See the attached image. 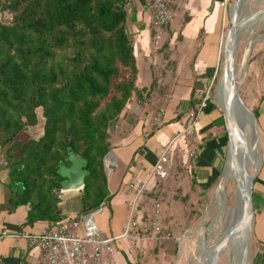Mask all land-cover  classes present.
Masks as SVG:
<instances>
[{"label":"trees","instance_id":"obj_1","mask_svg":"<svg viewBox=\"0 0 264 264\" xmlns=\"http://www.w3.org/2000/svg\"><path fill=\"white\" fill-rule=\"evenodd\" d=\"M127 2L0 0V12L10 15L7 21L0 19V148L8 167L9 210L28 204L27 224H51L63 217L58 195L64 177L58 169L60 163L69 166V149L86 163L79 214L110 201L104 158L112 147L110 126L132 94L146 90L147 96L150 86L159 84L156 76L147 85L137 84V60L126 31ZM156 50L166 53L167 44ZM149 96L148 101L152 91ZM192 96L193 87L188 108L195 113ZM203 102L201 108H215L209 97ZM39 107L41 135L20 139L36 124ZM250 110L257 119V110ZM213 123L225 127L220 112ZM158 236L168 250L177 244L165 232Z\"/></svg>","mask_w":264,"mask_h":264},{"label":"crops","instance_id":"obj_2","mask_svg":"<svg viewBox=\"0 0 264 264\" xmlns=\"http://www.w3.org/2000/svg\"><path fill=\"white\" fill-rule=\"evenodd\" d=\"M222 1L224 0H170L173 4L174 17L164 29V39L155 46L150 41L153 31L148 13V0H128L126 3V31L132 40L137 60V84L147 85L151 78L156 76L159 84L166 86L167 89L165 102L159 105L163 113L156 117L153 113H156L158 107L155 106L158 103L156 96H159V91L156 89L152 91L149 104L141 107L134 103V99H129L124 108V114L128 111L137 112L134 110L140 112L141 108L153 112L143 118H137L139 124L130 128V132L125 136L111 139L115 160L114 171L107 175L111 198L108 203L97 208L94 214V220L104 234L120 233L123 226L131 219L135 223L140 222L141 216H137L136 211L138 203L143 201L144 197L142 195L139 200L136 199L132 209L133 215L130 216L134 194L128 185L131 182L137 184L146 180L145 186L147 188V185H150L147 188L149 191L157 176L150 175L151 167L163 147L174 136L171 141L172 150L181 146L185 151L186 144L181 132L187 122L188 113L193 112L188 108L192 87L194 111L196 110L194 131L198 140L193 146L190 168H193L195 182L197 181L196 183L201 187L208 186L209 182L220 174L227 145L226 130L223 125L213 123L219 115L216 107L201 108V105L219 61V47L224 35ZM164 42L167 44V52L161 54L156 48ZM253 75L256 78L249 80L251 83L256 82L259 77L258 85L254 86V89L256 88L254 93L251 92L252 90L248 91V98L251 108H255L258 113L257 126L263 147V160L252 185L251 237L256 251L253 264H260L261 259L264 258V68L259 72L255 71ZM246 100L247 98H245L247 104ZM179 113H182L181 117L177 118ZM124 120L128 121L127 118ZM163 122L164 125L160 126L159 124ZM142 131H144V139ZM7 181L8 167L3 150L0 148V233L2 231L7 233V236L0 238V264H39L41 257L38 249L32 247L25 238L13 237L10 234L20 231L40 233L47 229L50 223L37 220L27 224L28 204L18 205L10 211L8 203L10 190ZM74 195L60 197L58 206L60 211L63 206L61 211L63 216L76 215V210H80L79 205L73 210L67 208L64 203L65 199ZM139 235L141 238L137 237L132 242L120 241L113 255L112 264H155L158 254H154V251L159 240L157 252L165 251L164 246L161 245L163 239L158 235L156 238L148 237L147 234Z\"/></svg>","mask_w":264,"mask_h":264},{"label":"rangeland","instance_id":"obj_3","mask_svg":"<svg viewBox=\"0 0 264 264\" xmlns=\"http://www.w3.org/2000/svg\"><path fill=\"white\" fill-rule=\"evenodd\" d=\"M233 2L234 0H227L225 13L223 12L222 22L224 23V35L222 37L221 43L224 42L225 33L228 29L229 8L233 4ZM167 4L172 8L173 4L170 2V0H167ZM241 4L243 6L241 8L245 12H247L246 15L252 14L264 8V0H247L246 2L242 1ZM172 10L174 11L173 8ZM0 19L2 21L9 20V13H6V11L0 12ZM165 28L166 26L164 27V29ZM152 31L154 33L153 28ZM163 39L164 34L161 39L155 41L151 38L150 41L152 45L155 46L158 43L162 42ZM246 54V66H243L245 63ZM222 60L223 58L222 56H220V60L218 61L216 67L217 73L215 71V74H217L216 79L214 82V78L210 81L209 88L205 93L206 97L204 95L205 99L207 97L211 99L216 109L220 113L221 99H218L219 93L216 91V86L222 74ZM234 65L235 69L239 67L238 72H236L235 75V81L237 82L236 84L238 86L239 95L244 103L245 98H247V104H245L249 109H252L251 102L248 98V91L252 90V93L255 92L256 88L254 89V86L258 85L259 77L256 79V82L252 83L249 79H254L255 76L253 75V73L255 71L259 72L264 68V16L251 26L242 28V32L239 34L238 42L236 44ZM157 86H159L158 83L150 86L149 94L154 89L157 90ZM162 86L163 85L160 86V91L163 93H161L159 97L156 96L159 99L165 96V92L167 89L166 86L164 89H162ZM146 93L147 91L143 90L142 92L138 93L140 95L132 94L130 99H134V103L142 107L145 104L150 103V101H148V98H150L151 95L149 96L148 94L146 96ZM156 101L158 102V100ZM158 104L155 105L158 106L156 109V113L153 111L142 110L141 108V110L139 109L140 112L138 110H134L137 112L130 113V111H128L124 114L123 109L116 121L113 122L110 126V139H119V137L128 134L130 132V128L135 127L139 124L137 118H143L146 114L152 112L154 113L155 117L158 114L163 113V109L159 107ZM36 113V124L28 126L26 130L22 134H20V139L29 137L36 139L41 135L44 118L41 114L40 107L36 109ZM125 118H127L128 121H125ZM156 123H158V121H156ZM159 125L163 126L164 122L160 123ZM159 125L157 127H159ZM141 134L142 138L144 139V131H142ZM255 149L259 157V163L257 165L258 170V167H260L263 160V147L259 132L258 145ZM109 151L112 152L111 157L113 159V163L111 158H109V168H107L105 163L106 175L112 172V170L110 171V169L115 165L113 148H111ZM186 153L187 152H185L184 148H182L181 146L173 148L168 160L169 162L165 166L166 175L163 177L156 176L155 183L149 189V191L147 190V188L150 187V185L148 184L149 186L147 185V188L145 186L144 194L142 196L144 197V200L138 203V210L136 211V215H140L141 220L138 219L140 220V222H136L135 226L133 227L135 228L133 230V233L136 235V237L141 238L139 235L140 233L147 234L148 232H150V224L153 220L151 216L154 209V203L158 202L160 204V230L158 231L157 235H160L162 232H165L166 234L169 233V237L172 236L176 238L177 244L175 246L173 245L172 247H169L170 250H168L167 247H164L165 251L162 252L161 250L157 252L159 247L158 245H160L159 240L157 242L158 245L155 247L154 251V254H158V256L155 258V264H197L205 256V254L201 255L200 253V247L202 245L208 246L204 262L207 261L209 262V264H236L238 263L235 258L236 255L233 253L232 249L228 248L227 220L236 200L237 186L241 184L244 173L243 171L236 169L234 166H231V164L228 163L227 156H229V146L227 149L226 145L220 174L216 176L215 180L209 182L208 186L201 187L193 181L194 172L193 168H190L192 164V159L190 158L192 157H189ZM80 192L76 193L74 196H70V198H67V200H64L67 208L76 210L78 205L79 207H81V203L79 201ZM60 199L61 198L59 197V200ZM62 210L63 206L61 207V211ZM77 211L78 210H76L75 212L76 215L79 214V211ZM250 217L248 218L247 226L241 230V236L244 245L246 243V238H249L250 236L248 246L245 245L246 250L250 254L247 260V264H253L256 252L254 242L251 237V232L249 235L251 227ZM137 225H139L138 228ZM215 237L217 238L216 247L212 245V243L215 241ZM121 240L123 242L131 241L128 238H123ZM217 248H220V251L216 254V257L214 259V254L212 251Z\"/></svg>","mask_w":264,"mask_h":264},{"label":"built area","instance_id":"obj_4","mask_svg":"<svg viewBox=\"0 0 264 264\" xmlns=\"http://www.w3.org/2000/svg\"><path fill=\"white\" fill-rule=\"evenodd\" d=\"M226 2L221 3L225 13ZM148 13L150 24L154 30L153 40L161 39L164 27L167 26L174 17V11L167 4V0H148ZM214 78V76H213ZM204 100V99H203ZM202 100V105L204 104ZM201 105V106H202ZM196 114L188 113L187 122L182 130L185 152L189 157L192 156L193 146L196 145L198 137L194 131ZM166 144L156 161L151 167L150 175L155 174L163 177L166 175L165 166L169 162L172 153L171 141ZM165 164V165H164ZM111 171V169H110ZM146 180L137 184L129 183L128 188L133 191V204L130 207V216L133 215L132 209L134 202L144 193ZM137 199V200H136ZM160 204L154 203L152 213L151 230L147 233L148 237L156 238L160 230ZM93 210L85 214L73 216H63L56 222L51 223L47 229L40 233L31 234L25 231L10 234L17 238H25L32 247L39 251L41 261L39 264H112L120 240L128 238L131 241L137 239L133 233L135 221L129 220L118 234H104L94 220ZM167 233L166 235H168ZM7 236L5 231L0 233V238Z\"/></svg>","mask_w":264,"mask_h":264},{"label":"bare ground","instance_id":"obj_5","mask_svg":"<svg viewBox=\"0 0 264 264\" xmlns=\"http://www.w3.org/2000/svg\"><path fill=\"white\" fill-rule=\"evenodd\" d=\"M237 7L238 5L236 4L232 8V11L237 9ZM241 7H243L242 4H240V9ZM256 15L259 16V14L257 13V14H248L242 17L240 20L241 23L239 25V28L251 26L252 24L257 22L256 20L258 16ZM255 17H256V20L253 21L252 18H255ZM249 18L252 19V21H250L249 23L244 24V22H242L243 20H246ZM223 49H224L223 50L224 51V62L227 61L228 63L231 50L229 49L227 45H225ZM234 82L237 83L235 79L233 81L231 80L229 73L225 72V74L224 73L221 74L220 79L217 82L216 91L219 93L218 99H221L220 100L221 107L223 108L228 118V125L231 131L229 156H227L228 163L231 164V166H234L236 169L243 171L244 173V177L241 181V184L237 186L236 200L229 213V217L227 220L228 248L232 249L233 253L236 255L235 258L238 262L236 264H247V260L250 254L245 248V245H244V242L241 236V230L247 226L248 218L250 216L252 217V212L248 209L247 206H244V202H246L247 182H248V179L252 177V175L254 174V171L257 168V165L259 163V157L256 153V149H255L256 146L252 142L250 127L249 126H245L243 128L238 127L236 123L234 122L233 117L230 115L231 111H230V105H229L228 100L233 92ZM108 163H109V159H108ZM251 217H250V221H251ZM249 226H250V223H249ZM214 239L215 241L212 243V245L216 247L217 238L215 237ZM219 251H220V248L214 249L212 251L214 254L213 255L214 259L216 257V254ZM205 256L203 257L202 260L199 261V264H209V262L207 261L204 262Z\"/></svg>","mask_w":264,"mask_h":264},{"label":"water","instance_id":"obj_6","mask_svg":"<svg viewBox=\"0 0 264 264\" xmlns=\"http://www.w3.org/2000/svg\"><path fill=\"white\" fill-rule=\"evenodd\" d=\"M246 2L247 0H234L233 4L229 8V22H228V29L225 33V39L224 42L220 44L219 47V56H222L223 60V68H222V74L225 72L230 74L231 80L233 81L235 79L236 72H238L239 67L235 69V50H236V44L238 42V36L242 32V28H239V25L241 23V18L244 17L247 12H245L242 8L240 9L241 2ZM238 5L237 9L232 11V8L235 5ZM259 14L256 15L258 18H262L264 16V8L252 13V14ZM256 17L252 18L253 21H258L259 19ZM252 19H246L243 20L244 24L249 23L252 21ZM243 24V26H244ZM254 41V39H253ZM227 45L229 47L230 51V57L229 61L227 63L224 62V46ZM246 60H247V54L245 56V63L243 66H246ZM227 66V67H226ZM231 98V99H230ZM229 98V105H230V115L233 117L234 122L236 125L240 128H243L245 126H249L251 130V138L252 142L255 144V146L258 145V126H257V119L254 115V113L246 106V104L241 99L239 92H238V86L234 82L233 84V92ZM221 114L224 118V125L225 129L227 131V149L229 146V143L231 141V131L228 125V118L221 107L220 109ZM112 152L108 151L105 155V163L107 168L108 167V159L111 157ZM112 158V157H111ZM68 160H69V166H64L63 163H60V167L58 169L59 173L64 177L63 181L61 182V187L59 189V195L58 197L65 196L68 194H76L79 193L84 186V177L87 174V171L84 169L85 166V160H83L80 156L74 154L71 149L68 150ZM257 170V168H256ZM256 170L254 171V174L250 179H248L247 182V195H246V202H244V206H247L248 209L252 212L251 217V227L253 223V208H252V200H251V194H252V185L253 181L256 176ZM251 227L249 231V235L251 232ZM250 238V236H249ZM249 238H246L245 245L248 246ZM210 246V245H209ZM208 249V246L202 245L200 247V253L201 255L206 254V250ZM205 250V251H204ZM199 264V262L197 263Z\"/></svg>","mask_w":264,"mask_h":264}]
</instances>
